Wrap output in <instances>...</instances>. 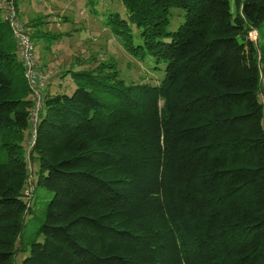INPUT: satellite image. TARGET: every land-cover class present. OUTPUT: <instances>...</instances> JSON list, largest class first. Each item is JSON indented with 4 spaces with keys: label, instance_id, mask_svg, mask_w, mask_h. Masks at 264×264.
Wrapping results in <instances>:
<instances>
[{
    "label": "trees",
    "instance_id": "trees-1",
    "mask_svg": "<svg viewBox=\"0 0 264 264\" xmlns=\"http://www.w3.org/2000/svg\"><path fill=\"white\" fill-rule=\"evenodd\" d=\"M8 1L18 7L0 0V264L27 247L22 264H264V51L252 36L264 0L109 2L124 48L165 76L68 68L60 76L76 87H45L36 117ZM30 186L52 197L27 232Z\"/></svg>",
    "mask_w": 264,
    "mask_h": 264
},
{
    "label": "rangeland",
    "instance_id": "rangeland-1",
    "mask_svg": "<svg viewBox=\"0 0 264 264\" xmlns=\"http://www.w3.org/2000/svg\"><path fill=\"white\" fill-rule=\"evenodd\" d=\"M17 1L16 16L29 37L32 36L31 42L34 45L33 52L37 67L47 78L44 88L49 87L54 92L71 93L76 84L71 77L60 76L63 70L95 67L104 61L115 63L120 76L128 82L155 83L161 79V76L162 78L165 76L164 64H160V69H153L151 66L155 64L152 60V62L147 59L141 61L135 58L124 48L122 41L112 31V26L108 23V11L105 10L109 5L121 8L118 0H94L101 8L94 12L86 0ZM121 5L126 11L122 2ZM15 6L12 1L7 2L8 11ZM233 11L236 12L235 7ZM183 13L181 8H173V19L169 29L174 30L178 27L183 20ZM252 36L258 39V47L264 51V23L252 32ZM134 42L136 44L140 42L136 31H134ZM29 136L28 138L31 139V135ZM5 156L0 152V160ZM29 163L35 170L38 168L37 159L30 158ZM31 180H34L33 176ZM29 193L30 199L35 202L36 217L29 214L25 221L27 222L26 231L32 232L44 218L45 206L52 194L42 187L35 189L32 186L29 187ZM28 253L29 247L25 251H18L13 264H22V260Z\"/></svg>",
    "mask_w": 264,
    "mask_h": 264
},
{
    "label": "built area",
    "instance_id": "built-area-1",
    "mask_svg": "<svg viewBox=\"0 0 264 264\" xmlns=\"http://www.w3.org/2000/svg\"><path fill=\"white\" fill-rule=\"evenodd\" d=\"M10 16L15 28V35L17 42L21 49V57L25 66L26 75L34 90L33 96L36 99V108L34 109V117L37 116L39 101L41 100L42 91L46 83V76L38 69L35 57H34V45L31 42V38L25 32L23 24L16 16L15 8L10 9ZM34 137V135H33Z\"/></svg>",
    "mask_w": 264,
    "mask_h": 264
}]
</instances>
